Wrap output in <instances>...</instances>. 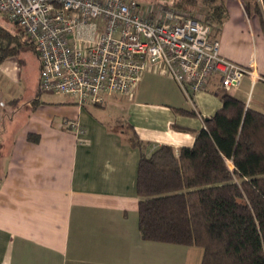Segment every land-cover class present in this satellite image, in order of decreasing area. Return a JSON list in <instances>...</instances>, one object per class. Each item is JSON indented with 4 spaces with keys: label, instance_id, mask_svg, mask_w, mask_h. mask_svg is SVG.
<instances>
[{
    "label": "crops",
    "instance_id": "1",
    "mask_svg": "<svg viewBox=\"0 0 264 264\" xmlns=\"http://www.w3.org/2000/svg\"><path fill=\"white\" fill-rule=\"evenodd\" d=\"M222 1L220 54L254 68L239 87L223 90L264 113V0ZM157 87L163 95L150 101ZM220 89L214 81L191 103L170 78L151 70L130 96L87 106L63 94L38 97L18 126L0 124V264H200V247L141 239L140 151L115 124L133 127L147 153L161 145L190 147L192 132L221 107ZM13 100L7 108L19 103ZM107 106L106 116L93 108Z\"/></svg>",
    "mask_w": 264,
    "mask_h": 264
},
{
    "label": "trees",
    "instance_id": "2",
    "mask_svg": "<svg viewBox=\"0 0 264 264\" xmlns=\"http://www.w3.org/2000/svg\"><path fill=\"white\" fill-rule=\"evenodd\" d=\"M168 6L192 16L201 10L213 36L227 18L222 0H173ZM11 26L13 31L0 24V64L25 49L38 59L23 29ZM219 99L215 114L191 131L192 146L178 150L161 145L147 153L133 127L115 124L140 151L139 234L143 241L200 247V264H264V113L227 92Z\"/></svg>",
    "mask_w": 264,
    "mask_h": 264
},
{
    "label": "built area",
    "instance_id": "3",
    "mask_svg": "<svg viewBox=\"0 0 264 264\" xmlns=\"http://www.w3.org/2000/svg\"><path fill=\"white\" fill-rule=\"evenodd\" d=\"M0 15L35 46L39 89L78 106L130 96L151 70L170 78L189 102L212 82L230 90L253 75L220 54L212 24L171 6L136 0H0ZM70 127L80 131L74 121Z\"/></svg>",
    "mask_w": 264,
    "mask_h": 264
},
{
    "label": "rangeland",
    "instance_id": "4",
    "mask_svg": "<svg viewBox=\"0 0 264 264\" xmlns=\"http://www.w3.org/2000/svg\"><path fill=\"white\" fill-rule=\"evenodd\" d=\"M136 1L141 6L157 7L166 6L173 0ZM199 13H201L200 15L203 17L204 13L201 10H199ZM0 24L8 26L11 30L13 29L11 23H9L7 19L1 15ZM39 74V61L31 49L22 50L19 54L6 58L0 64V124L11 122L10 124H12L13 127L18 126L24 120L28 108L35 98L40 97L44 100H58L62 98L63 95L60 93L41 91L39 89ZM220 91L225 92L222 88ZM156 95H163L160 87L149 90L147 97L150 101H153L156 99ZM14 97L19 99V103L15 105L9 104L10 107L7 108V102H11ZM183 102L189 105V102L184 98ZM93 108L100 110L99 113L103 112L104 116L108 115L110 111L109 106L106 108Z\"/></svg>",
    "mask_w": 264,
    "mask_h": 264
}]
</instances>
